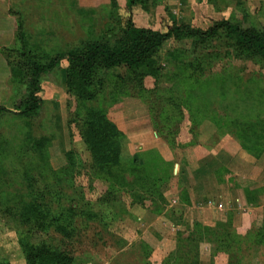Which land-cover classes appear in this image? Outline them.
<instances>
[{
  "label": "rangeland",
  "instance_id": "1",
  "mask_svg": "<svg viewBox=\"0 0 264 264\" xmlns=\"http://www.w3.org/2000/svg\"><path fill=\"white\" fill-rule=\"evenodd\" d=\"M79 1L8 0L4 10L15 16L17 26L14 39L0 41V46L8 47L10 59L26 68L34 55L46 61L90 39L113 42L130 16L136 25L152 28L186 22L206 29L216 20L244 18L246 25L264 28V0H195L200 3L197 6L192 0H148L131 10L126 0L83 5ZM154 59L160 68L157 76L147 68L117 70L124 77L118 90H113L116 71L105 75L100 108L107 107V116L114 122L136 119L147 128L142 127V135L121 130L126 137L120 143V165L97 161L80 134L77 113L85 116L94 103L86 101L80 107L68 90L67 57L42 75L44 102L38 115L29 119L2 112L0 263L25 264V237L20 231L30 226L33 243L66 250L80 264H162L169 257L173 264L181 258L180 264H193L189 257L194 239L199 244L200 264H264V212L256 217L255 230H250L256 235L262 232L254 237L260 243L247 237L244 243L227 247L234 241H228V229L196 222L199 214L192 210L186 214L193 219L187 220L185 208L178 206L180 200L188 202L179 178L188 146L208 139L205 135L264 134V63L242 52L223 30L198 46L191 39L169 38ZM190 66L202 67L203 72L189 78ZM142 82L148 90L147 101L132 95ZM94 86L95 81L87 85L90 91ZM24 92L20 83L10 84L0 107L15 110ZM153 92L163 95L160 102L148 97ZM114 97L122 99L110 105ZM152 103L156 104L153 110ZM172 126L176 127L174 142H167L178 161L164 160L151 148L157 137L166 140L164 135H169L171 139ZM66 151L71 152L69 161ZM132 158L138 159L143 174L132 170ZM152 175L159 176L160 183L147 184ZM262 191H250L249 201L257 203ZM228 216L225 221L231 223V230L246 236L248 229L238 230L242 226L238 212L237 223L234 216ZM216 234L224 235V240ZM178 241L181 252L176 251Z\"/></svg>",
  "mask_w": 264,
  "mask_h": 264
},
{
  "label": "trees",
  "instance_id": "2",
  "mask_svg": "<svg viewBox=\"0 0 264 264\" xmlns=\"http://www.w3.org/2000/svg\"><path fill=\"white\" fill-rule=\"evenodd\" d=\"M146 1L148 0H127L126 6L131 10L135 5L144 4ZM115 2V0H112V4H115ZM131 17L132 16L127 19L120 36L113 42L110 40L102 41L99 38L90 39L70 49L66 53L60 52L46 61H43L38 55H34L35 57L28 58L29 66L26 68L20 63H14V61L10 59L9 53H7L8 47L1 46L0 51L10 66L11 75L9 84L20 83L25 87V92L19 99V102L16 103L15 110L1 106L0 116L2 112L4 113L7 111L12 113L13 116L29 119L30 117L38 115L44 102L43 97L40 95L42 91V75L48 70L56 67L62 58L67 57L69 62L66 75L68 90L79 100L78 105L80 107H82L83 103L86 101H92V103H94V106L89 107L85 116L82 115L81 111L77 113L81 120L80 124H78L80 134L84 137L88 149L92 152L97 161L108 166L120 165L122 161V157H120V143L126 135L118 128L116 123L107 116V107L103 110L100 108L103 106L101 98L104 99L102 96H105L104 91L107 86L105 75L107 73L112 71H116L117 73L118 80L113 90H118L116 86L119 81L124 79L123 75L117 71L119 69L138 71L141 68H147L151 74H156L157 76L160 72V68L154 64V56L164 41L172 37L178 39L187 38L191 39L194 45L198 46L207 44V42L212 40L221 30L226 33L229 39L233 40L242 52H248L249 55L259 58L264 63V28L254 26L253 24L246 25L245 18L242 20H216L213 25H210L206 29H202L194 27L186 22H175L170 26L160 28L139 26L135 24ZM19 28H21V23H19ZM29 53L33 55L32 50H30ZM22 54L26 55V52ZM209 54L210 53H208V55ZM190 69H192V73L188 75L189 78L195 77L200 71L201 73L203 72L202 67L190 66ZM93 81H95L96 86H94V90L92 89L90 91L87 85L88 83H93ZM97 86L99 88L98 90H96ZM146 90L142 82L139 90L132 93V95L135 94L147 101L145 97ZM153 96H155L156 102H160L159 98L163 95L156 92L148 95L150 98ZM172 97L173 95L171 93L169 98L172 100ZM121 99V97H114L110 105L121 101ZM97 102L98 106L96 107ZM153 107H156L155 103H152V107L150 108L153 110ZM170 117L171 114L168 115V118ZM155 123L156 122H154V124ZM175 130L176 127L173 126L169 129V132L172 134L171 139L169 135H164L166 141L171 145L174 142L173 136L176 132ZM169 132L167 134H170ZM26 135L28 138V133ZM236 138L240 140L243 147L250 153L260 155L264 152V134H253L251 137L236 135ZM70 153V151H66L65 153L68 161ZM131 161L133 166L132 170L136 174H143L138 167V159L132 158ZM148 176V174H145L144 178H148ZM159 180V176L152 175V178L149 179L147 184L160 183ZM108 194L109 193L106 192V198H108ZM206 227L214 229L222 228L224 230L228 229L226 237L228 241H230V238H234V241H230L227 247H232V244L238 245L241 244V242L244 243L247 237L248 240L253 239L252 242L254 243H260V239L256 241L254 237H257V235L262 236L260 234L261 231L256 235L253 233L255 229H252L253 231H248L246 236L242 237L236 231L231 230L233 227L229 221L217 222L214 226ZM32 231L33 228L30 226L20 231V234L25 237L22 243L26 260L25 264H80L79 259H76L75 255L70 254L66 250L50 248L48 245L41 244V242L33 243L34 241L31 240ZM216 236H218L220 240H224L225 238L224 235L216 234ZM193 244L194 249L191 251L189 258L194 260L193 264H200L199 244H196L195 239ZM181 245L182 243L178 241L176 251L178 250L181 252ZM182 253H184V251H182ZM172 259L173 258L169 257L165 259L162 264H173ZM182 259L183 258L175 264L182 263ZM0 264L10 263L1 262Z\"/></svg>",
  "mask_w": 264,
  "mask_h": 264
},
{
  "label": "crops",
  "instance_id": "3",
  "mask_svg": "<svg viewBox=\"0 0 264 264\" xmlns=\"http://www.w3.org/2000/svg\"><path fill=\"white\" fill-rule=\"evenodd\" d=\"M192 1L196 6L200 5L199 2ZM79 2L82 5L107 4L110 0H91L89 3L80 0ZM8 3V0H0V41H6L5 43L14 39L17 26L15 16L4 10V4L8 5ZM10 75V66L0 51V103L5 99V94L10 87ZM126 120H115V122L119 129L127 135L132 133V130L134 133L136 131L142 135L143 129L145 131L147 129L146 126H142L139 120ZM205 136L208 139L198 140L188 146L185 168L182 175L179 176L188 202L180 200L178 206L182 210L185 208L186 219L187 217L193 219L186 214L189 210L197 212L199 215L196 216L195 221L204 226H214L217 222H226L225 218L228 215L232 219L234 216L233 221L236 222L238 212L242 224L241 227L238 224V230L240 228L249 231L255 229L256 217L261 216L264 212V191L259 194L257 203L249 201V193L254 189L264 190V152L260 155L250 154L240 140L234 137ZM136 138L138 141L142 139L141 137ZM152 144L151 148L157 149L162 159H178L174 148L166 140H159L157 137ZM241 179L248 183L242 185L239 182ZM260 212L261 214H259Z\"/></svg>",
  "mask_w": 264,
  "mask_h": 264
}]
</instances>
